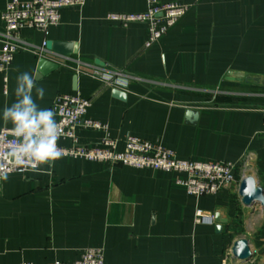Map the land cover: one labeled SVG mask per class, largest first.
Segmentation results:
<instances>
[{
    "label": "crops",
    "instance_id": "0c3cea01",
    "mask_svg": "<svg viewBox=\"0 0 264 264\" xmlns=\"http://www.w3.org/2000/svg\"><path fill=\"white\" fill-rule=\"evenodd\" d=\"M9 1L0 0V35ZM160 1L190 10L150 48L146 25L106 20L145 12L146 0H88L63 9L47 37L23 29L21 38L37 54L17 53L0 73V130L12 129L3 109L16 99L17 76L28 72L45 90L41 108L53 111L59 95L90 100L86 118L107 125L108 136L120 140L118 151L128 136L137 137L179 159L232 162L236 182L197 198L177 184L185 175L70 157L47 171L9 175L0 183V264H71L88 248L102 249L105 264H264V208L246 207L239 195L246 177L264 190V0ZM45 40L75 43L78 54L60 59L47 51L59 68L38 78ZM114 72L129 81L125 101L91 76ZM189 111L198 112L196 122ZM74 134L91 147L107 136L81 127ZM71 145L58 140L59 147ZM197 209L228 223L220 233L216 221L196 224ZM239 239L253 253L247 262L232 255Z\"/></svg>",
    "mask_w": 264,
    "mask_h": 264
},
{
    "label": "built area",
    "instance_id": "2783aa9c",
    "mask_svg": "<svg viewBox=\"0 0 264 264\" xmlns=\"http://www.w3.org/2000/svg\"><path fill=\"white\" fill-rule=\"evenodd\" d=\"M88 0H31L22 2L10 0L2 13L4 32L0 35V73H5L13 62L14 56L19 52H33L35 49L25 43L20 33L23 29H31L49 35L51 27L57 26L61 19V11L66 8H82ZM147 10L141 13H110L106 20L116 23L124 28L133 24H144L148 27L149 37L145 48L162 39L178 21L190 10V5L184 3H162L160 0H146ZM47 40L43 42L40 53L45 54ZM53 57L66 59V57L53 54ZM53 61V60H52ZM110 87L126 89L128 79L121 78L122 73H95L91 75ZM91 101L80 94L59 95L53 105V112L60 124L59 139H69L70 147H60L62 157L84 159L91 162L108 163L110 165H123L141 170H156L165 173L185 175V179L177 181L184 187L190 196L197 198L203 196H216L230 184L236 182L237 165L232 162H203L179 159L176 153L161 146L159 143L128 136L124 140V151H118L119 139L108 136V127L100 122L87 119ZM264 117V109L262 110ZM81 127L103 131L107 134L101 145L91 147L79 143L74 129ZM264 138V132H263ZM58 139V140H59ZM17 138L12 129L0 130V183L12 174H25L33 172L31 165H17L10 156L16 146ZM23 169V170H22ZM196 224H214L215 217L201 209L195 213ZM21 264H34L22 262ZM51 264H66L53 262ZM71 264H105V254L102 249L88 248L82 251L80 257Z\"/></svg>",
    "mask_w": 264,
    "mask_h": 264
},
{
    "label": "clouds",
    "instance_id": "9594fccd",
    "mask_svg": "<svg viewBox=\"0 0 264 264\" xmlns=\"http://www.w3.org/2000/svg\"><path fill=\"white\" fill-rule=\"evenodd\" d=\"M44 95L45 90L36 86L33 74L21 73L16 81V99L6 105L2 113L3 120L12 125L17 138L10 156L17 165H31L35 171L54 168L55 162L63 156V150L58 146L60 124L55 113L37 103Z\"/></svg>",
    "mask_w": 264,
    "mask_h": 264
},
{
    "label": "water",
    "instance_id": "95a60500",
    "mask_svg": "<svg viewBox=\"0 0 264 264\" xmlns=\"http://www.w3.org/2000/svg\"><path fill=\"white\" fill-rule=\"evenodd\" d=\"M46 49L47 51H51L65 57L78 54V47L75 43L47 41ZM95 65L102 68L105 67V64L100 60H96ZM58 68L59 65L57 63L47 58H41L38 61L37 76L38 78H40L41 76L53 72ZM74 83H76V78L74 79ZM74 90L76 89L74 88ZM113 97L121 101H125L127 99V94L120 89H114ZM198 116V112L195 111H189L187 113V117L192 123L197 121ZM239 195L242 198L243 205H245L246 207H253L256 204H260L264 208V190L258 185L255 178L246 177L245 179H243L240 185ZM215 221L218 223L217 232L219 233L223 230L222 226L228 223L227 220L221 219L219 214L216 215ZM232 255L239 261H249L253 257V253L251 251L248 240H237L233 246Z\"/></svg>",
    "mask_w": 264,
    "mask_h": 264
}]
</instances>
